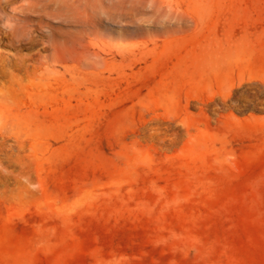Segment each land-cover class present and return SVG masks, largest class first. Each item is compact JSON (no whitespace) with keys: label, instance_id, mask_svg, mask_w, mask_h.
<instances>
[{"label":"rangeland","instance_id":"1","mask_svg":"<svg viewBox=\"0 0 264 264\" xmlns=\"http://www.w3.org/2000/svg\"><path fill=\"white\" fill-rule=\"evenodd\" d=\"M0 83V264H264V0H0Z\"/></svg>","mask_w":264,"mask_h":264},{"label":"bare ground","instance_id":"2","mask_svg":"<svg viewBox=\"0 0 264 264\" xmlns=\"http://www.w3.org/2000/svg\"><path fill=\"white\" fill-rule=\"evenodd\" d=\"M51 56V55H50ZM52 60H55L57 58V56L52 55ZM27 69V71H30L31 75H36L38 70H40V66L39 65H31V67H25ZM13 88V84L11 85ZM48 88V87H46ZM55 92V91H54ZM10 95V91L7 90L6 86L4 85V83H0V98H8ZM9 109L6 106L0 105V127H2L3 125H7L8 122L10 121H18L17 115L13 116V119H9L5 116L6 111H8ZM3 138V135H2Z\"/></svg>","mask_w":264,"mask_h":264}]
</instances>
